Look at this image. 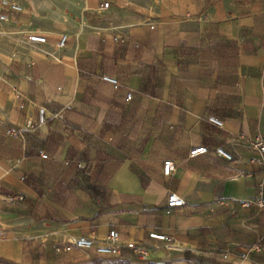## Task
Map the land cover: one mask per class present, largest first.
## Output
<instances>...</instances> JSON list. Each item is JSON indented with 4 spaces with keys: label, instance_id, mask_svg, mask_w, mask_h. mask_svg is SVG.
I'll return each instance as SVG.
<instances>
[{
    "label": "crops",
    "instance_id": "obj_1",
    "mask_svg": "<svg viewBox=\"0 0 264 264\" xmlns=\"http://www.w3.org/2000/svg\"><path fill=\"white\" fill-rule=\"evenodd\" d=\"M10 1L21 10L0 22V264H264V250L241 257L264 243V154L247 145L264 137V0ZM172 191L184 205L168 212ZM112 229L109 255L69 243Z\"/></svg>",
    "mask_w": 264,
    "mask_h": 264
},
{
    "label": "built area",
    "instance_id": "obj_2",
    "mask_svg": "<svg viewBox=\"0 0 264 264\" xmlns=\"http://www.w3.org/2000/svg\"><path fill=\"white\" fill-rule=\"evenodd\" d=\"M103 7L108 6V2L103 3ZM21 10V7L13 1L10 0H0V22H4L7 19L8 12H18ZM27 40L29 43L32 44H43L46 42V36L39 32H29L27 34ZM68 41V37L66 34H62L56 45L58 48H64L66 43ZM48 54L47 52H45ZM100 79L102 81H105L109 83L114 89H118L120 87L119 81L115 76L109 75V74H102L100 76ZM125 101H129L132 99V92L128 91L125 94L124 97ZM209 122L213 123L214 125L221 127L222 121L215 118L210 117L208 118ZM47 121V111L46 108L43 106L38 107L37 109V119L35 126L38 127L40 125L45 124ZM30 130H34L35 127L32 125H29ZM5 134L9 135L13 138H19L22 135V130L18 129H11L8 128L5 130ZM247 145L255 150H258L259 152L264 154V137L259 138L253 141H247ZM215 153L227 160H230L232 157L231 155L225 151L222 147H217L215 150ZM206 152V147L204 146H198L194 149L189 150L188 155L190 157H194L197 155H201ZM39 154L42 158H46L47 155L43 153L41 150H39ZM175 168V164L171 159L164 160L162 163V172L164 175L170 174ZM259 207H264V199H261L258 201ZM184 205V199L177 194L176 192H168L166 195V207L167 211L169 212L170 209L177 208ZM244 205H248V203H245ZM149 238L166 241L168 240V237L162 233L157 232H149L148 233ZM69 243L73 245L74 247L81 249V250H87V249H94L97 254L100 255H109L112 254L114 251H116L118 248H120L121 244L119 242V235L116 230H109L107 232V235L103 242L98 243L93 237L85 236V235H77L70 239ZM129 248H132L135 253L139 254L142 258H145L147 256V250L143 249L136 243H129L127 245ZM264 250V243L259 241L257 243H254L247 251H244L241 253L242 258H246L248 253L250 251H262ZM10 264V263H5ZM101 264H120V263H101Z\"/></svg>",
    "mask_w": 264,
    "mask_h": 264
},
{
    "label": "rangeland",
    "instance_id": "obj_3",
    "mask_svg": "<svg viewBox=\"0 0 264 264\" xmlns=\"http://www.w3.org/2000/svg\"><path fill=\"white\" fill-rule=\"evenodd\" d=\"M142 121V120H141ZM76 170H75V180H77V182H83V177H82V175H83V170L85 169V168H83L82 166L81 167H78V165L76 166V168H75ZM106 169H107V171H108V173H110L113 169H114V167H106ZM59 176L61 177V179H63V180H70V181H72V179H73V174H72V172L71 171H65L64 172V170H61L60 171V173H59ZM76 182V183H77ZM61 185H62V183H61ZM64 185V184H63ZM62 185V186H63ZM76 198H74V196H69V200H72L73 201V199H75L76 201H77V196H75ZM67 198H66V200H68ZM62 200V199H61Z\"/></svg>",
    "mask_w": 264,
    "mask_h": 264
}]
</instances>
